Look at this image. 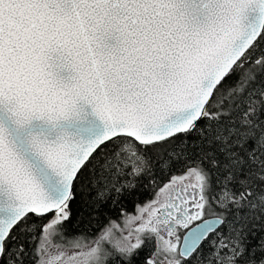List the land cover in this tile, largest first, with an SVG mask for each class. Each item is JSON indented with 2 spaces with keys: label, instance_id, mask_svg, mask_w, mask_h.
<instances>
[{
  "label": "snow or ice",
  "instance_id": "1",
  "mask_svg": "<svg viewBox=\"0 0 264 264\" xmlns=\"http://www.w3.org/2000/svg\"><path fill=\"white\" fill-rule=\"evenodd\" d=\"M0 264H264V0H0Z\"/></svg>",
  "mask_w": 264,
  "mask_h": 264
},
{
  "label": "trees",
  "instance_id": "2",
  "mask_svg": "<svg viewBox=\"0 0 264 264\" xmlns=\"http://www.w3.org/2000/svg\"><path fill=\"white\" fill-rule=\"evenodd\" d=\"M152 196V191L151 189L147 187H140L136 196L135 201H133L132 198H128L125 200V209L123 210L124 214L118 213L113 211L112 209L108 208L105 209L104 206H102L101 211L104 212V215L101 217L102 220L106 221L109 216H111V219L115 220L117 224H119L124 218L125 215H131L136 212L134 203H139V202H146L150 197ZM96 227L95 222H93V229ZM65 243V246H69Z\"/></svg>",
  "mask_w": 264,
  "mask_h": 264
},
{
  "label": "rangeland",
  "instance_id": "3",
  "mask_svg": "<svg viewBox=\"0 0 264 264\" xmlns=\"http://www.w3.org/2000/svg\"><path fill=\"white\" fill-rule=\"evenodd\" d=\"M135 214H136V212L131 214V215H128V216H134ZM119 225H120L121 228L125 227V218L119 223ZM128 226L129 227H134V225H132L131 223H129ZM64 250L66 251V254H67L68 257H70L72 255V253L75 251V249H73L71 246H65Z\"/></svg>",
  "mask_w": 264,
  "mask_h": 264
}]
</instances>
